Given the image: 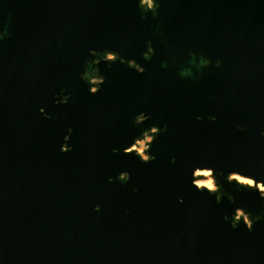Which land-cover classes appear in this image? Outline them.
<instances>
[{
	"label": "water",
	"instance_id": "1",
	"mask_svg": "<svg viewBox=\"0 0 264 264\" xmlns=\"http://www.w3.org/2000/svg\"><path fill=\"white\" fill-rule=\"evenodd\" d=\"M138 4L0 0V264H264V0Z\"/></svg>",
	"mask_w": 264,
	"mask_h": 264
},
{
	"label": "clouds",
	"instance_id": "2",
	"mask_svg": "<svg viewBox=\"0 0 264 264\" xmlns=\"http://www.w3.org/2000/svg\"><path fill=\"white\" fill-rule=\"evenodd\" d=\"M141 4H142V5H152V4H153V0H140V4H138L137 6H138V7H141ZM0 35H3V33H0ZM88 51L91 52V53H93L94 55L99 56V55H100L101 53H103L104 51H107V49H104V50H102L101 52H97L96 49H94V48H89ZM117 55H118V54H116V53H114V52H111V51H108V52H107V56H108V58H110V59H115V58H117ZM88 63H89V61H88L87 58H86V59H85V62H84V66H86ZM94 79H96L97 82H99V83H102V82H103L102 80H99V78H94ZM88 91H89L90 93H95V92L98 91V89H97V88H92V87H90V88L88 89ZM61 93H63V89H61ZM66 101H67V97H65V102H66ZM54 102H57V101H54ZM39 111H40V112H43V107H40V108H39ZM140 118L143 119V117H140ZM211 118L214 119L215 117H211ZM197 119H199V117H197ZM151 131H152V132H158L159 129H158V127H156V126H153V127L151 128ZM261 134L264 135V131H262ZM151 139H152V138H151L148 134L145 133V134L143 135V138H136V139H134V141H133V143L130 145V147L124 149V153H128V152H130L132 149H135L136 152L139 153L140 157H141L145 162H147V161L149 160V157H148L147 155H145V154L141 151V149H143V148L146 147V145H145V141H151ZM113 151H115V149H113ZM120 175H121L122 177L127 178L128 173H126V172H121ZM232 177H235V179H236L237 181L245 180L249 186H252V185H253V181H252L251 179H248L247 177H243V176H241V175H239V174H237V173H235V172L229 173V178L231 179ZM109 179H111V177H109ZM196 183H197V184H200V183H206V184H207V187H208L209 189H212V188H213V182H212L211 179H209V180L206 181V182H204V181H197ZM257 183H259V182H257ZM262 194H264V193H262ZM95 208L98 209V208H99V205H96ZM237 211H239V210H237ZM246 227H248V228L250 229V228L252 227V224L249 222V223L246 224Z\"/></svg>",
	"mask_w": 264,
	"mask_h": 264
},
{
	"label": "bare ground",
	"instance_id": "3",
	"mask_svg": "<svg viewBox=\"0 0 264 264\" xmlns=\"http://www.w3.org/2000/svg\"><path fill=\"white\" fill-rule=\"evenodd\" d=\"M210 172V170L209 169H199V171H196L195 173L197 174H203V175H207L208 173ZM248 178V177H247ZM248 179H250V178H248ZM209 179H207V180H200V181H204V182H206V181H208ZM252 180V179H251ZM241 181H243V182H245V183H247L245 180H240V182ZM195 182H197V180L195 181ZM197 184V183H196ZM198 186H206L207 187V184L206 183H200V184H197ZM257 186H258V188L260 189V190H263L264 189V187L260 184V183H258L257 184Z\"/></svg>",
	"mask_w": 264,
	"mask_h": 264
},
{
	"label": "rangeland",
	"instance_id": "4",
	"mask_svg": "<svg viewBox=\"0 0 264 264\" xmlns=\"http://www.w3.org/2000/svg\"><path fill=\"white\" fill-rule=\"evenodd\" d=\"M144 149V148H143ZM143 149H141V151L143 152ZM196 171H199V169L198 170H196ZM196 174V173H195ZM196 175H201V177H198V178H196V180L197 181H200V180H207V179H211L212 180V182H213V179H212V177H211V173L209 172L207 175H203V174H196ZM243 177H245V176H243ZM235 178V177H234ZM249 178V177H248ZM251 179V178H250ZM253 181V180H252ZM241 182H243V181H241ZM243 183H245V182H243ZM263 186V185H262ZM264 187V186H263ZM213 188H215V186H214V184H213ZM263 191H264V189H263ZM238 213H241L240 211L238 212Z\"/></svg>",
	"mask_w": 264,
	"mask_h": 264
},
{
	"label": "flooded vegetation",
	"instance_id": "5",
	"mask_svg": "<svg viewBox=\"0 0 264 264\" xmlns=\"http://www.w3.org/2000/svg\"><path fill=\"white\" fill-rule=\"evenodd\" d=\"M106 58H108V56H106ZM94 78H97V77H92V78L90 79V81H91V82H94V83H97V80L94 79ZM92 88H96V85H93Z\"/></svg>",
	"mask_w": 264,
	"mask_h": 264
}]
</instances>
